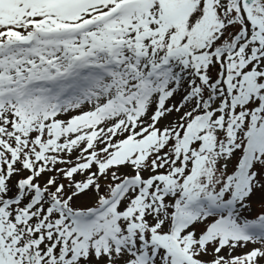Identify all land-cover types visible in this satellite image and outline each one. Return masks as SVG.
Here are the masks:
<instances>
[{"label": "snow or ice", "instance_id": "1", "mask_svg": "<svg viewBox=\"0 0 264 264\" xmlns=\"http://www.w3.org/2000/svg\"><path fill=\"white\" fill-rule=\"evenodd\" d=\"M0 264H264V0H0Z\"/></svg>", "mask_w": 264, "mask_h": 264}]
</instances>
